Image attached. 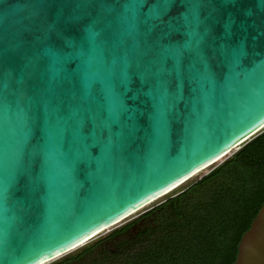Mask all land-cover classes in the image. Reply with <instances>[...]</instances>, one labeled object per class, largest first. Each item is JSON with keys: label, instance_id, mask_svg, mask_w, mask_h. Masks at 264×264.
<instances>
[{"label": "water", "instance_id": "1", "mask_svg": "<svg viewBox=\"0 0 264 264\" xmlns=\"http://www.w3.org/2000/svg\"><path fill=\"white\" fill-rule=\"evenodd\" d=\"M264 131V0H0V264H45ZM234 264H264V205Z\"/></svg>", "mask_w": 264, "mask_h": 264}, {"label": "trees", "instance_id": "2", "mask_svg": "<svg viewBox=\"0 0 264 264\" xmlns=\"http://www.w3.org/2000/svg\"><path fill=\"white\" fill-rule=\"evenodd\" d=\"M263 205L264 131L188 190L147 212L165 209L132 246L123 247L115 264H234Z\"/></svg>", "mask_w": 264, "mask_h": 264}, {"label": "flooded vegetation", "instance_id": "3", "mask_svg": "<svg viewBox=\"0 0 264 264\" xmlns=\"http://www.w3.org/2000/svg\"><path fill=\"white\" fill-rule=\"evenodd\" d=\"M164 210L162 206L150 214H144L139 219L125 226L120 233L111 234L106 239L83 249L77 255L67 258L57 264H115L117 255L122 252L123 247L128 248L132 246L135 243L136 235L140 231L150 228L157 218L165 214L163 213ZM132 234V238H128V236Z\"/></svg>", "mask_w": 264, "mask_h": 264}, {"label": "rangeland", "instance_id": "4", "mask_svg": "<svg viewBox=\"0 0 264 264\" xmlns=\"http://www.w3.org/2000/svg\"><path fill=\"white\" fill-rule=\"evenodd\" d=\"M234 153H232L230 156H232ZM229 156V157H230ZM228 157V158H229ZM225 160H222L218 163H216L215 165L207 168L206 170L202 171L201 173L197 174L196 176H194L191 180L187 181L186 183H184L183 185L179 186L177 189H175L174 191L170 192L169 194L165 195L164 197H162L161 199L157 200L156 202L150 204L149 206L145 207L144 209L140 210L139 212L135 213L134 215H132L131 217H129L127 220H125L124 222H122L121 224H119L118 226L114 227L113 229H110L109 231L103 232L102 234L96 236L95 238H93L92 240H90L86 245L76 249L75 251L49 263V264H57L67 258L73 257L75 255H77L78 253H80L83 249L93 246L96 243H98L101 240L106 239L109 235H111L115 230H119L125 226H127L128 224H130L131 222H133L134 220L139 219L140 217H142L144 214H146L147 212L151 211L152 209L162 205L163 203L167 202L168 200H170L171 198L181 194L183 191H185L186 189H188L189 187H191L192 185H194L197 181H199L203 176L207 175L209 172H211L212 170H214L216 167H218L219 165H221ZM149 223V222H148Z\"/></svg>", "mask_w": 264, "mask_h": 264}, {"label": "bare ground", "instance_id": "5", "mask_svg": "<svg viewBox=\"0 0 264 264\" xmlns=\"http://www.w3.org/2000/svg\"><path fill=\"white\" fill-rule=\"evenodd\" d=\"M190 180H191V179H190ZM171 192H172V191H171ZM169 193H170V192H169ZM169 193H168V194H169ZM156 201H157V200H156ZM156 201H155V202H156ZM88 242H89V241H88ZM88 242H87V243H88ZM87 243L82 244V246L86 245ZM82 246H80V247H82ZM80 247H78V248H80ZM78 248H76V249H78ZM76 249H74L73 251H75ZM73 251H72V252H73ZM64 256H65V255H64ZM62 257H63V256H62ZM60 258H61V257H60ZM58 259H59V258H58ZM56 260H57V259H56ZM54 261H55V260H54ZM52 262H53V261H52ZM49 263H51V262H49ZM49 263H45V264H49Z\"/></svg>", "mask_w": 264, "mask_h": 264}]
</instances>
